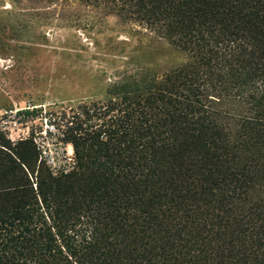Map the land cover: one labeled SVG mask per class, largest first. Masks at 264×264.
<instances>
[{
    "label": "trees",
    "instance_id": "trees-1",
    "mask_svg": "<svg viewBox=\"0 0 264 264\" xmlns=\"http://www.w3.org/2000/svg\"><path fill=\"white\" fill-rule=\"evenodd\" d=\"M71 1L185 60L51 114L68 174L0 132V264H264V0Z\"/></svg>",
    "mask_w": 264,
    "mask_h": 264
},
{
    "label": "rangeland",
    "instance_id": "rangeland-1",
    "mask_svg": "<svg viewBox=\"0 0 264 264\" xmlns=\"http://www.w3.org/2000/svg\"><path fill=\"white\" fill-rule=\"evenodd\" d=\"M184 60L166 41L104 8L71 0H0V132L13 143L34 141L41 154L36 171L41 161L51 171L49 158L73 170V147L60 141L51 114L105 102L116 87ZM215 107L245 112L231 98Z\"/></svg>",
    "mask_w": 264,
    "mask_h": 264
},
{
    "label": "built area",
    "instance_id": "built-area-1",
    "mask_svg": "<svg viewBox=\"0 0 264 264\" xmlns=\"http://www.w3.org/2000/svg\"><path fill=\"white\" fill-rule=\"evenodd\" d=\"M71 160V159H69ZM47 164L49 165L51 172L54 176H58V175H62V174H68L69 172H71L72 170L70 169H62L60 167L56 166V163L54 161V158H49L47 161Z\"/></svg>",
    "mask_w": 264,
    "mask_h": 264
}]
</instances>
